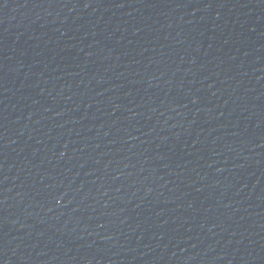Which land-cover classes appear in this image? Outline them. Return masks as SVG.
Segmentation results:
<instances>
[{
	"label": "water",
	"instance_id": "1",
	"mask_svg": "<svg viewBox=\"0 0 264 264\" xmlns=\"http://www.w3.org/2000/svg\"><path fill=\"white\" fill-rule=\"evenodd\" d=\"M0 264H264V0H0Z\"/></svg>",
	"mask_w": 264,
	"mask_h": 264
}]
</instances>
